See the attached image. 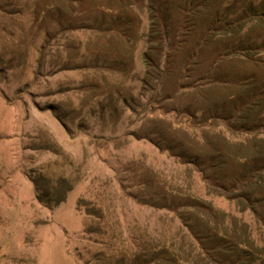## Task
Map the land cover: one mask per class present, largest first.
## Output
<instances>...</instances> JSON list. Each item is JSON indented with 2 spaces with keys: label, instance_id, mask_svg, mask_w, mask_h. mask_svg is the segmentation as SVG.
Instances as JSON below:
<instances>
[{
  "label": "rangeland",
  "instance_id": "obj_1",
  "mask_svg": "<svg viewBox=\"0 0 264 264\" xmlns=\"http://www.w3.org/2000/svg\"><path fill=\"white\" fill-rule=\"evenodd\" d=\"M105 1L75 0L76 29L61 32L56 19L42 20L56 0H0V264H115L150 244H179L188 229L176 208L188 194L250 223L264 243L251 211L208 193L194 166L149 138L159 117L187 120V99L155 101L142 89L145 40L126 72L98 58L128 56L88 27L92 6ZM141 6L132 16L145 34ZM38 173L77 179L68 200L53 209L39 202Z\"/></svg>",
  "mask_w": 264,
  "mask_h": 264
},
{
  "label": "trees",
  "instance_id": "obj_2",
  "mask_svg": "<svg viewBox=\"0 0 264 264\" xmlns=\"http://www.w3.org/2000/svg\"><path fill=\"white\" fill-rule=\"evenodd\" d=\"M74 2L45 6L43 24L56 19L61 32L76 29ZM136 5L148 10L145 34L132 16ZM92 14L87 26L104 35L107 48L124 46L128 54L98 58H114L113 66L126 72L137 42L145 40L142 89L155 101L187 99V120L159 117L149 138L194 166L208 193L234 200L264 227V0H106L92 6ZM46 33L51 35L49 29ZM32 180L38 201L51 209L66 202L77 183L56 173H38ZM179 199L176 210L188 238L150 244L115 264H264V243L250 223L200 196ZM83 202L87 214L102 216Z\"/></svg>",
  "mask_w": 264,
  "mask_h": 264
}]
</instances>
